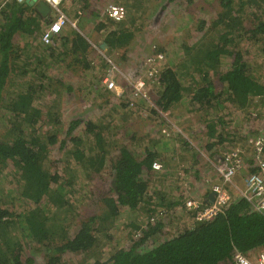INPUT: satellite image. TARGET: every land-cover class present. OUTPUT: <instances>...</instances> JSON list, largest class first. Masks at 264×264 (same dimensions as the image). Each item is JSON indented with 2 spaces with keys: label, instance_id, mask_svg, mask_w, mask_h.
<instances>
[{
  "label": "trees",
  "instance_id": "16d2710c",
  "mask_svg": "<svg viewBox=\"0 0 264 264\" xmlns=\"http://www.w3.org/2000/svg\"><path fill=\"white\" fill-rule=\"evenodd\" d=\"M188 2L191 5L192 0ZM198 2L206 4L210 11L209 23L201 22L200 29L204 28L201 38L193 44L180 41L173 50L178 57L175 65L169 61L153 79L159 88L155 101L158 108L169 114L178 106L185 113L204 111L206 132L190 135L174 132L172 137L144 135L145 139L134 136L135 141L128 147L116 140H105L102 135L105 127L115 126L110 121L113 117L109 119L111 112L106 123L76 118L70 121L68 140L59 144L58 149L66 145V140L70 143L65 148L67 159L59 167L62 172L51 171L52 165L45 163L51 145L57 141L56 133L37 132L39 126L59 124L51 109L55 106L50 104L44 109L33 101L46 92L59 95V85L54 86L52 79L60 85L63 80L47 78L45 70L68 58L73 63H82L84 73H93L88 75L89 79L99 89L102 76H96L95 52L75 30L56 34L50 44L38 43L46 21L25 2L7 0L0 8V110L5 108L13 114L8 118L7 135L0 137V174L4 177L0 185V264L31 263L33 260L24 254L32 244L47 249L46 264H68L63 260L67 252L91 257L88 263L83 259L78 264H233L235 251L248 253L264 248V211L259 212L245 199L236 198L214 218L197 222L194 211L185 207L188 198L182 194L183 186L171 178L179 175L174 168L181 164L191 167V178L196 183L204 184L200 176L204 178L205 174L197 168L202 163L201 154L193 138L205 134V142L199 143L207 151H215L218 145L233 148L237 132L231 109L249 115L250 111L245 108L251 104L264 105V78L253 66L254 62L264 60V0ZM183 16L180 20H187ZM121 21L118 24L114 21L115 27L105 33L103 41L108 51L125 48L134 38L133 30ZM18 34L28 36L24 44L14 42ZM60 43L69 46L60 50ZM242 44L259 51L252 63L244 58L251 51L243 50ZM45 52L50 59L39 56ZM153 53L163 54L162 48ZM19 59L24 62L20 64ZM104 65L107 66L106 61ZM44 77L48 82L43 81ZM8 90H12L13 99L6 100ZM126 106L130 108L129 99L116 104V108ZM83 123L84 133L94 138L96 149L87 146L86 150L87 137L72 135ZM114 149L117 151L113 154ZM187 154L191 158L186 156L183 160ZM220 154L214 158L217 160ZM155 161L162 164L161 169L152 167ZM107 162V181L112 195L101 194L104 206L101 215L82 220L77 231L70 235V223L64 225V221L68 217L72 221L76 216L72 211L74 202H70L78 191L75 182L80 179L94 183L108 170ZM209 165L219 181L214 167ZM169 179L171 184H167ZM210 190L211 186L209 193ZM205 204L203 201L202 205ZM179 208L182 212H178ZM121 212L132 217L134 221L129 225L139 232L128 247L120 241L113 243L114 223ZM178 213L186 219L181 220ZM166 217L169 219L166 223H171L168 232L162 230ZM153 235V246L145 248Z\"/></svg>",
  "mask_w": 264,
  "mask_h": 264
},
{
  "label": "rangeland",
  "instance_id": "374dc122",
  "mask_svg": "<svg viewBox=\"0 0 264 264\" xmlns=\"http://www.w3.org/2000/svg\"><path fill=\"white\" fill-rule=\"evenodd\" d=\"M3 1L4 0H0V4ZM66 1L67 0L62 4V9L67 13L70 19L75 21V26L68 24L66 28L67 30H75L82 36L84 35L89 39L91 46L92 44L94 45V47L92 46L95 52L93 65H95V71L98 69L96 76H102L107 68V66L104 65L105 59L99 53L101 50L99 43L103 42L107 30L114 28L116 25L114 24L115 22L110 20L105 14V9L110 4H119L126 8V15L123 19L124 21H122L127 28L134 32L132 42L130 41L125 48L117 51H108L107 47L105 51H102L105 56L117 63L120 71L127 73L128 76H132L133 79L142 77L147 80L144 89V94L147 98H134V103L130 108L127 106L124 108H116L118 102L126 100L124 97L126 96L128 98L129 96V85L124 77H117V84L121 89H125L124 95H117L115 91L106 90L104 88L101 84V78L99 79V89L97 88L96 90L88 76H91L93 73H84L83 66H81L82 63H73L71 58H68L66 62L53 64L52 67L50 66L49 69H46L47 78L51 76V78L56 77L55 79L61 78L63 80V84L60 85V83H55L56 81L52 79L54 86L59 85V95L46 92L42 97L34 99L33 101L36 106H42L44 109H48L49 105L51 104V107L53 104L55 107H51V109L59 119V124L57 126L49 123L37 128V132L49 131L55 132L57 135V141L55 144L51 145V153H49L45 162L48 166L52 165L50 166V169H52L51 171L54 172V170H58L62 172L61 169L59 170V167L64 164L67 159L65 148L70 146L69 141H67L70 136V134H67L68 128L70 121L76 118L83 121L92 120L106 123L108 122L106 117L111 112L109 119L113 117L110 121H114L115 126L113 128L110 126V128L108 126L105 127L104 129L106 130L102 132V135L105 136V140L108 139L112 142L116 140L118 143H125L128 147H130V142L132 143V141H135L132 140L134 136L135 138L140 136L145 139L144 135H169L172 137L174 132H183L185 134L187 132L189 135L191 132H206L205 124L207 120L204 111L195 110L192 113H185L179 106L173 109L172 114L160 110L155 102L159 92L158 85L153 79L155 74L152 73L150 79L144 76L147 66L158 65L160 69L162 66H166L169 61H172L174 64L178 57L176 54L177 51L173 52V50L180 41L193 44L197 38L198 40L201 38L204 29H200L201 22L204 20L206 25L209 23L207 15L210 11L207 10L206 4L199 3L198 0H192L191 5L188 0H136L133 6V0H68L67 3ZM77 11L80 12V15H78ZM182 16L187 20L181 21L180 19ZM130 18L132 19L130 20ZM131 21H133V23ZM118 23L119 22H117V24ZM102 24H104V26H102ZM20 39L19 36L18 40ZM14 42L17 43L16 35L14 37ZM242 45L243 50L247 48V50L251 51L249 55L245 54L244 58L250 61L249 63H252L257 59L255 55L259 51L255 50L254 46ZM157 47L162 48L163 54L153 53L158 49ZM18 62L22 64L24 60L19 59ZM30 62L35 63L33 60ZM69 63H71V65ZM253 66L261 75V78H264V60H259L256 63L254 62ZM45 77L43 81L46 80L48 82ZM89 83H91V85H88ZM16 86H18V84H16ZM101 87L103 90H101ZM16 88L17 87H15V89ZM68 88H70V90H66ZM18 89L20 88L18 87ZM8 91L9 92L5 95L6 100L13 99L14 94L12 90ZM112 108L116 109L113 110ZM263 109L264 105L251 104L250 107L244 109L245 111H250L251 114L249 115L247 112H242L234 108L231 109L233 110L231 114L233 127L237 132V136L233 141V147H238L244 152L243 156L245 160H249L252 156L255 140L264 142ZM43 112L45 111L43 110ZM10 115L13 116V114L8 112L5 108H1L0 137H5L7 135V128L10 126V119H8ZM72 135H80L84 138L87 137L88 143L85 144L86 150L87 146L95 147V149L97 148L94 138L84 133V123L79 125L75 131L72 132ZM197 136V139L195 137L193 138V143L199 146L197 149L200 150L201 155L199 159L202 163L197 164V168H200L203 174H205L204 178L200 176L204 184L201 185V183L194 182V179L191 178L192 170L189 169L191 167H185L181 164L178 165V168H174V170L179 171V175L177 177H171L174 182L179 181L181 186H183V191H180H182V194H184L186 198L207 197L210 194L208 191L210 186L212 187V185L218 181H216V174L210 168L209 161H215L213 158L224 149L232 148V146L220 148L218 145V147L214 148L215 151L201 149L200 143L201 141L205 142V134ZM64 139H67L66 145L58 149L59 144ZM233 143H231V145H233ZM116 151L117 149H114L112 153L114 154ZM186 156L189 158L191 154L185 155L183 160H185ZM108 165L107 162V169ZM192 168L195 169L196 167L193 166ZM108 174L109 169L104 171L99 178L97 177L94 183H85L80 179L78 182H75V187L78 191L70 202H74L72 211L74 210V212H76V218L74 217L75 220L73 219L70 221V217H68V219L64 221V225L70 223L68 225V232L70 235H73V233L77 231L82 220L101 215L103 212L104 206L100 200V195L103 193L112 195L108 187ZM3 178L4 177L0 174V185H2ZM167 184H171L170 179ZM205 192L206 195L203 196ZM201 200L206 201L207 198ZM178 212H182L180 208ZM138 214H141V217L143 216L142 213ZM178 217L181 220L186 219L181 217L179 213ZM166 220L169 219H167V217L165 218L162 230L168 232L171 223H166ZM133 221L132 217H127L126 212H121L119 214L114 223V227L116 228L113 239L114 244L120 241L122 246L128 247L132 243V240L139 236V232H136V230L129 225ZM173 225L175 226L176 224L173 223ZM129 236L132 237L130 238ZM153 239L154 235L147 240L145 248L153 246ZM123 242H125V244ZM105 248H109V246L104 247V251H106ZM47 253L48 251L45 247L32 244L29 245V247L27 246L24 255L33 260L31 263L27 264H46L48 259L46 256ZM248 254L253 257L256 252H248ZM83 259L86 260V263L91 261V257L84 258V256L79 253L67 252L63 255V260H66L68 264H78V262Z\"/></svg>",
  "mask_w": 264,
  "mask_h": 264
},
{
  "label": "built area",
  "instance_id": "2783aa9c",
  "mask_svg": "<svg viewBox=\"0 0 264 264\" xmlns=\"http://www.w3.org/2000/svg\"><path fill=\"white\" fill-rule=\"evenodd\" d=\"M16 1L23 2L24 0ZM43 1L50 7V14L53 18L41 32L40 41L43 44H50L52 38L60 33L65 26L68 24L75 26V21L70 19L62 9L65 0ZM77 13L80 15L79 11ZM105 14L112 21L119 22L125 18L126 8L123 5L110 4L106 7ZM92 46L94 47L93 44ZM99 53L107 62V68L101 78V84L106 90L115 91L117 95H124L125 89H121L117 84V77L120 76L124 77L129 85V96L124 98L129 99L130 107L134 103V98H147L144 94L146 79L142 77L133 79L132 76L120 71L117 63L105 56L102 50ZM158 70V65L147 66L144 76L150 79L151 74L153 73L156 76ZM243 153L240 148L233 147L223 150L217 160L209 161L214 167L219 181L212 185L213 199L210 200L208 197V200L204 201L205 205H202L203 201L201 199H186L185 207L187 210L194 211L193 218L195 221L201 222L214 218L217 214L223 212L236 198L245 199L253 209L259 212L264 211V142L255 141L252 156L248 161L244 159ZM152 167L159 170L162 168V164L155 161L152 163ZM150 220H154L153 217ZM252 252H256L253 257L248 253L235 251L233 264H264V248Z\"/></svg>",
  "mask_w": 264,
  "mask_h": 264
},
{
  "label": "water",
  "instance_id": "95a60500",
  "mask_svg": "<svg viewBox=\"0 0 264 264\" xmlns=\"http://www.w3.org/2000/svg\"><path fill=\"white\" fill-rule=\"evenodd\" d=\"M25 3H27L29 6L34 7V10L41 16V17H46L50 13V7L47 5L46 2L43 0H25ZM99 47L101 50L105 51L106 50V44L105 42H100ZM213 193L211 192L208 197L210 200L213 199Z\"/></svg>",
  "mask_w": 264,
  "mask_h": 264
},
{
  "label": "crops",
  "instance_id": "0c3cea01",
  "mask_svg": "<svg viewBox=\"0 0 264 264\" xmlns=\"http://www.w3.org/2000/svg\"><path fill=\"white\" fill-rule=\"evenodd\" d=\"M7 0H4L1 4H0V8L4 5V3L6 2ZM68 1V0H67ZM67 1H66V3H67ZM23 2H25V0L23 1ZM19 3H22V2H19ZM34 12V11H33ZM34 14V13H33ZM41 17V16H40ZM42 19H44L45 21H46V24L44 25V26H46L51 20H52V14H48L46 17H41ZM67 31H69V30H67V28H66V26L61 30V32H63L62 34L63 35H65L66 34V32ZM17 36V42L19 43V44H24L25 43V40L26 39H28V36H26V35H24V34H21V35H16ZM20 36V40H18V37ZM84 36V35H83ZM84 38L89 42V39L88 38H86L85 36H84ZM37 42L38 43H41V41H40V35H39V39L37 40ZM90 43V42H89ZM57 46H58V44H56ZM69 45H65V46H62L61 45V43H60V50H62L64 47H68ZM39 56H41V57H43V58H46L47 57V53L45 52L44 54H41V55H39ZM48 59H50L49 57H47ZM183 133V132H182ZM195 182V181H194Z\"/></svg>",
  "mask_w": 264,
  "mask_h": 264
},
{
  "label": "clouds",
  "instance_id": "9594fccd",
  "mask_svg": "<svg viewBox=\"0 0 264 264\" xmlns=\"http://www.w3.org/2000/svg\"><path fill=\"white\" fill-rule=\"evenodd\" d=\"M228 150V149H227ZM215 159V158H214ZM248 161V160H247ZM210 193H211V190H210Z\"/></svg>",
  "mask_w": 264,
  "mask_h": 264
}]
</instances>
